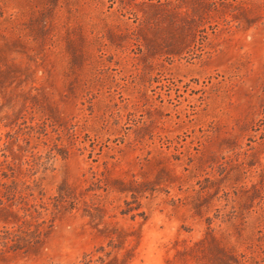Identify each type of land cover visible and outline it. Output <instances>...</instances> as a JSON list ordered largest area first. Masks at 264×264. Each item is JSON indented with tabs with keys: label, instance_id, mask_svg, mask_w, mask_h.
<instances>
[{
	"label": "rangeland",
	"instance_id": "1",
	"mask_svg": "<svg viewBox=\"0 0 264 264\" xmlns=\"http://www.w3.org/2000/svg\"><path fill=\"white\" fill-rule=\"evenodd\" d=\"M0 264H264V0H0Z\"/></svg>",
	"mask_w": 264,
	"mask_h": 264
}]
</instances>
